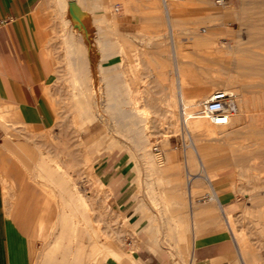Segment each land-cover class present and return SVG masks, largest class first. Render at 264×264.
I'll list each match as a JSON object with an SVG mask.
<instances>
[{
  "label": "rangeland",
  "instance_id": "374dc122",
  "mask_svg": "<svg viewBox=\"0 0 264 264\" xmlns=\"http://www.w3.org/2000/svg\"><path fill=\"white\" fill-rule=\"evenodd\" d=\"M56 1L58 0L49 1V3L51 2V4H53L54 6L52 10L50 9L51 11H49L47 15V23L45 26L47 28L49 27V30L52 31L53 35L56 34L58 36L56 37V39L53 40V42L58 44L57 49L58 50L60 49L59 51L61 52L59 54H55L52 56L56 62L58 69H61V72L59 73L62 75L61 77L63 78L58 85L59 93H57V95H54L52 98L57 111L56 124L50 129L34 130L31 127L24 124H18V123L12 124L11 123L12 120L0 119V162L2 163V161H4L3 165L6 168L8 167L7 169L11 170L17 176L19 174L22 176L20 178L18 177L17 179L19 180L17 182L19 186V196L17 197L16 201L12 204V206H10V208H13L16 202L20 200V198L28 197L29 190H33V192L31 191L32 193L30 194L32 200L29 201V203L32 204V207L33 208L36 207L37 209H39L41 208L40 206L42 205V202L43 204H45V207L47 206V208L45 209V213L42 214L41 216L42 220H45L47 218L50 221V223L57 221L59 209L57 207L55 200L47 193H45L44 190L42 189L41 184L39 183L40 180L38 181L39 178L35 177L36 175L35 173L38 172V168L37 166L35 167V164L36 162H38L37 160L39 158V155L37 154H40L41 152L43 153L47 152V155L49 154V156H52V154L57 155L59 154V152L62 154L67 153L68 155V153L70 154L71 151L73 154H75V156L74 155L71 156H74L73 158L75 159L77 158L76 159L77 162L75 161L76 165L75 164L74 165L75 167H77L75 169H78L77 175L81 174L80 176H78L80 177L79 179L83 180L85 177L84 179L86 180L85 193L87 196H90L92 198V196H95L94 194L96 193L95 187L97 185L95 184L96 186L94 187L92 181L91 182L88 181H90L89 179L93 174V171L95 173V171H97L98 169V167L95 166L97 161L120 158V157L124 159L125 156H127L132 160L133 164L135 165V173L137 174L139 181L137 187L138 196L142 198L145 202H148L150 208L155 213H158L159 215H166L168 212L166 210V207L168 206L169 203H171V200L169 199L166 206L167 201L165 199V190H170L172 189L173 186L175 189L176 182L179 181L183 185V190L186 194L187 183L188 180H190L188 178V174L186 173V166H187L186 161L188 158L186 157V155L189 154L190 152L189 145L191 141H189V139L187 138L184 139V135L186 134H182V132L171 133V129L168 130L167 128L166 131L165 128H161L163 127V125H161L159 122L162 121L159 120L160 117L157 116V114L161 115V117L166 116L167 111H165V109L167 108L166 104L168 103L167 87L170 86L173 89L176 87L175 86L176 84H172V81L170 82V80H173L172 77L174 78L173 80L174 83L176 79L173 76L174 75L173 72L171 71L173 69V64H172L173 61L170 59L171 56L167 55V53L170 54L171 46H170V41L169 39H167L168 37L166 34L168 32L169 26L166 19V14L164 12L162 0H132L133 2H131L130 0L131 5L132 4L134 5L132 6L133 8L128 7L125 9V12L127 13L130 12L132 13L133 10H141L144 15L148 16L149 21L143 24L142 31H139L137 33V37L134 38L132 41L131 40L129 41L127 46H129V48H132V51L134 52L132 56L135 61L133 63H129L126 59H124L122 64L120 66L118 65L116 73L118 76V81L121 82L122 85L118 87L119 89H117L118 91H116L118 93L114 97L109 99H107L109 97L108 96L109 86L107 79L109 69L108 68L103 69L102 67V66H107L108 63L107 60H105V58L101 54L107 51L109 39L115 36V32L118 29L117 18L119 15V11L116 12V6L117 5L122 6L123 5L122 0L121 1L111 0V2L110 0H88L89 4H86L84 6V9L80 5H77L74 2L70 7L72 13L71 16L69 13V6L67 9L64 8V0L60 1L61 2L60 5H59V1L57 3ZM67 1L70 2L74 0H67ZM170 1L174 6V11L172 12L171 15L172 18H174V27H175L174 30L177 38L181 43V53L183 56L181 60L182 62L184 61L183 62L184 65L183 64L181 65L183 71L184 69L185 70L188 69V72H186L187 70L184 71L185 82H187L184 85V87L186 88V89L184 88V93H186L184 96V101L194 105L195 103L199 102L200 99L203 100L202 98L206 97L207 95L209 96L216 90H220V87L218 88V86H221L222 88L223 85L222 84L214 85L211 80L212 77H216L219 75V73H221L224 74L226 77L233 75L238 79L239 84L247 83L248 85H250L247 89L248 90L247 97L251 102L250 104L251 106H250V110L248 111V114L254 115L256 113L264 112V97H262L264 96L263 94L264 77H260L252 73L249 76H244L242 74V71L237 66V59L240 56L242 50L253 51L257 54L264 53V48L260 46L258 42L252 41L251 38L254 32L253 29L254 26L264 27V0H225L224 4H219L217 3L216 0H201V1L200 0H170ZM109 2L112 4H110ZM93 3L97 4V6L98 5L100 6L94 8L92 5ZM137 3L139 4L138 5L139 7L136 5ZM147 3H148L147 8L144 7V5L143 6L140 5ZM59 6H61L62 9L60 7L59 10L58 9ZM74 6L75 8H73ZM121 8L122 7H120V10ZM76 9H78L80 13H82L85 17H88L89 20L93 22V26H94L93 43L97 48V51L99 48L98 51L99 56H98V62H96V64L92 63L93 64L92 65L90 63L89 66H87L88 68L86 67L87 64H84L87 70V71L84 70V74L85 75L86 73L91 74L90 75L91 77L88 76L90 78H87L90 82L85 81V78L87 76L85 77L84 75L83 77L84 80L81 81V84L77 82L75 89H73L74 87H72L70 83L71 80L70 74L73 73V71H75L74 69L78 66L77 64L79 63L78 59L75 57L74 50H77L76 48H78V46L79 48L82 47L80 40L78 45L76 43V35H78L79 38L82 37L80 32L76 33L75 31L78 29L77 25H79L78 22H75V19L78 18ZM97 22L99 24L103 22L104 23L99 25ZM98 25L100 26V28ZM67 28L71 31V33H69L70 31ZM161 31L165 34L161 33ZM58 32H60V34H58ZM157 34L159 35V38L157 37L158 36ZM154 35L156 36V38L154 37ZM164 38L166 39V41ZM202 38H204L205 40L203 39V41H200L202 40ZM68 39L73 41V44H71L72 46L66 43V40ZM162 39L164 40L162 41ZM60 40L61 42L58 43V41ZM206 40L208 42H206ZM117 41L120 42L121 40L117 39ZM158 41L160 43L162 42L163 47L160 46L162 44H159ZM211 41H213V44ZM68 46L70 47V49L68 48ZM67 51H70V53ZM162 51L163 52L165 51V53H163ZM161 53H163V55ZM137 61L140 62L139 65H137ZM69 63H70V68H72L71 70L68 69ZM91 66L94 68H92ZM167 71L170 73H168ZM75 72L80 73V71L78 70ZM167 73L169 74L170 79L168 78ZM84 81L88 86L85 85ZM95 82L97 83L95 84ZM82 84L85 86H83ZM130 85H132V87H130ZM205 86L209 87L207 92L197 97L192 96L193 91L198 90ZM83 87L86 89V91L87 90L88 91L86 92L85 89H83ZM103 87L105 88L103 89ZM77 89L79 90V92L82 93V94L80 93V96H82V98L78 96L79 92L77 91ZM82 89L84 91H81ZM139 89H142V91L145 92L142 94L143 95L142 98L144 97L142 99V104L144 105L143 100L147 99L145 105L146 107L149 105L148 111L151 115L150 127H152V129L150 128L147 131L146 141L143 144L137 142L134 133L132 131L128 130L125 127L119 126L113 119L110 118L107 119L108 105L110 103L117 102L119 104V107H121L122 110H124L126 113H132L129 97L131 96L132 90L136 91ZM89 90L91 92L93 91L92 92L93 95ZM103 90H106V92H103ZM72 91L76 93L75 96L73 95ZM88 92H90L91 98L87 96L89 95ZM84 94L85 96H83ZM73 97L75 100L72 99ZM83 97L86 98L87 100L84 99ZM92 97L96 99H93ZM78 98L84 101L82 102L81 105L83 106L85 105L84 108L88 113L87 115L90 114L89 117L83 119L85 122L80 118L76 117V113L72 112L71 110V105L74 102H77ZM150 105H152L151 106L152 108H150ZM154 105L157 106L159 109ZM99 106L102 109H99ZM151 109L154 110L152 111ZM100 110H102L103 112H101ZM104 110H107V112H105ZM102 113H104L105 115ZM151 113L155 115H152ZM94 114L97 117L94 116ZM91 117L93 118L91 119ZM69 118L70 119L72 118V120H70ZM78 119L79 121L80 120L81 121L80 122L77 121ZM106 119L108 121H106ZM134 119H138V118H134ZM105 122L108 124H106ZM75 123L78 125H76ZM159 124L161 126H158ZM244 125H246L245 121H243L241 125L237 128L238 129L240 127L243 128ZM210 126L212 125L210 124ZM77 128H82V130L79 131L77 130ZM250 128L252 129V131H250L249 133L245 132V129H241L235 132L234 134H231L227 140H222L221 142L219 141L210 142V144H207L205 146L206 148L204 149V152L205 154L208 155L207 157L209 158V165L206 167V169L207 171H210V173L213 175V179H214L212 182L213 186L215 187L216 191H218L219 189H223L222 191L226 192L231 199V204L228 206V208H226L232 216L230 220L231 224L227 222L225 213L221 212V217L224 224L226 225V228L230 231L234 239L242 264H247V263L256 264L255 261L258 262V259L260 257H261L260 264H264V234L260 235V233L258 232L259 228L261 227L259 226L260 224L258 223V218L261 216L264 222V213L261 214V211L262 210L264 211V205H256L255 208L250 210L248 208L250 202L248 200V195H247L249 194V192L242 189V187L240 188V186H242L241 185L242 182L240 181L242 177L252 179L255 182H260L259 184L264 185V180H263L264 178V119H262V121L258 123L251 125ZM127 130L129 132H127ZM77 131H79V134L81 133L80 136L84 141L83 142L84 149H81L79 147V143H77L78 142ZM254 131H258L260 133L254 134L253 133ZM63 132H65V135L63 134ZM43 136L45 137L48 136V137L45 138ZM43 141L45 142L48 141L49 144H47V147L45 142ZM245 142L246 143L254 142V143H252V145L249 148L244 149L243 144ZM12 144L14 147L12 146ZM144 144H145L144 147H146L144 149L145 151L141 149V147ZM42 145H44L46 149ZM50 145L51 146L53 145L52 149ZM155 145H159L162 154H156V152L153 150V147ZM54 146H56L57 149ZM48 147L50 148L47 149ZM60 148L61 150H59ZM48 150L51 152H49ZM144 152L146 153V155L144 154ZM50 153L52 154L50 155ZM169 153L172 155V161H173L172 165L177 167L181 171V173L179 176H175L174 174L167 172L165 175L172 176L174 181L166 183V182H161L163 178L162 176H165L164 173L162 174V169H164L163 167L166 166L165 164L166 156H168ZM241 153H247L248 157L245 160H242L240 158ZM67 155H63V158L65 160H67L68 157H70L69 155L68 157H64ZM147 155L151 158L153 157L154 159L149 158ZM85 156L86 157L90 156L91 161H89V163L86 162ZM150 159L154 161H151ZM84 164L86 165L84 166ZM23 168L26 169L24 170ZM88 168H90L91 170L90 169L88 170ZM196 168L199 169L198 163ZM246 168H248L249 170L246 171L247 170ZM155 171H157L162 175L160 176ZM242 171L243 172L245 171L244 175H242ZM263 189L264 187L261 188L260 191H264ZM209 191H210L209 186H207V184L203 182L201 187H199L198 190L194 192L195 193L194 201L195 202L197 201L198 204L207 203V200L204 199V196ZM105 192L106 191L103 190L101 195L100 196L98 195L100 198L98 196H95L94 199H96L97 202L99 203L102 204L104 203V206L107 207V210L104 211L105 212L104 214L106 213L107 214L106 215L102 214L103 216L102 217L99 213L101 211L96 209L95 211L92 212L87 210V213L85 215L86 216L90 215L93 221L101 222L100 226L102 227V232L108 233V231L109 232L111 231V233L116 235V237L123 244H125L127 248H129L130 252L127 253V255L131 254V250L133 249V247H136L134 243L138 238V232L136 230H130L128 226H122L123 228H121V226H115V224H119L121 222L123 223L124 218L117 215L114 212V210L110 207L111 206L109 202L110 193L106 192V194L104 195L103 193ZM56 199L57 201L62 202V198H56ZM101 210L103 212V209ZM248 214L250 215L248 216ZM105 216L107 220L109 217L111 219L106 222V218H104ZM121 218L122 220H120ZM118 219L119 222L117 221ZM95 225H97V223L92 222V226ZM56 226H58V223ZM80 226H85L83 220L81 221ZM24 227L30 230L32 236L37 241L34 258H33V264H39V263L42 264V262L44 261L43 259L46 258L45 257L46 254L45 251L43 252L41 250L46 249V253H47L48 250L47 244H49L48 243L49 241L51 243L54 240V236H50L49 237L50 239L48 241L47 240L43 241L41 238H39L40 237L39 226H24ZM127 238H132V242H133L132 244L134 246L127 245L126 242ZM244 241L246 242V244ZM242 248L246 250V253L248 255L247 257L241 251ZM106 253H107L106 251L102 252L98 258L97 261L98 263L93 262L92 264H105Z\"/></svg>",
  "mask_w": 264,
  "mask_h": 264
},
{
  "label": "crops",
  "instance_id": "0c3cea01",
  "mask_svg": "<svg viewBox=\"0 0 264 264\" xmlns=\"http://www.w3.org/2000/svg\"><path fill=\"white\" fill-rule=\"evenodd\" d=\"M49 1L0 0V20L6 21L0 25V112L7 113V120L34 130L50 129L56 124L57 111L52 98L59 93L58 85L63 79L52 57L60 53L58 44L53 42L57 35L45 27L47 15L54 6ZM74 1L83 9L89 4L88 0ZM140 5L147 8L148 3ZM116 7L119 8L118 29L109 39L107 51L102 53L108 63L102 67L109 69L107 79L112 87L122 85L116 73L118 65L124 59L129 63L135 61L134 52L127 45L149 21L141 10L127 13L124 5ZM81 38H76L77 44ZM82 68L78 65L75 71H82L84 75ZM202 88L207 91L209 87ZM202 88L193 91L192 96L203 95ZM95 166L98 167L95 174L110 189V207L124 218L123 223L115 226H128L138 232L134 243L137 248L131 254L114 257L109 264H242L234 239L221 217L222 204H231L223 189L218 190L221 191L219 203L212 205V212L208 213L194 208L192 197L185 194L179 182L177 189L173 186L165 190L166 206L169 199L171 203L166 207L167 214L159 215L138 196L139 181L129 157L98 160ZM162 177L161 182L174 181L172 176ZM31 191L28 197L20 198L13 208H8L0 181V264H33L37 241L24 226H40L47 206L42 202L41 208H33L29 203ZM126 242L134 246L132 238Z\"/></svg>",
  "mask_w": 264,
  "mask_h": 264
},
{
  "label": "bare ground",
  "instance_id": "6f19581e",
  "mask_svg": "<svg viewBox=\"0 0 264 264\" xmlns=\"http://www.w3.org/2000/svg\"><path fill=\"white\" fill-rule=\"evenodd\" d=\"M58 1H59V5H60V3H61L60 1L61 0H58ZM58 1H56V3ZM110 2H111V0H110ZM131 2H133V1L131 0ZM162 2H163L164 12L166 14V19H167L168 26H169L168 32L166 33L168 38L167 37L166 38L169 39L170 46H171V51H170L171 55L168 54V53H167V55L171 56V58L170 57L169 58L173 61V63H172L173 64V69L171 68L172 69L171 71L173 72V74H174L173 76L176 79V81L174 83V81H173L174 78L172 77L173 80H170V82L172 81V84H176L175 85L176 89L174 88L175 89L174 90L170 86L167 87V89H168V96H167L168 103L166 104L167 108L165 109V111H167L166 116L165 117L162 116L163 117L162 118L161 115H159L157 113L156 114H157V116L160 117L159 120L162 121V122H159L161 125H163V127H161V128H165L166 131H167V128H168V130L171 129V133L172 132H174V133H176V132L181 133L182 132V134H186V135H184V139L187 138V139H189V141H191V143L189 145L190 146V152H189V154H187L188 156L186 155V157H188L187 161H186V163H187L186 164L187 165L186 166V173L188 174V178L190 179V180H188V183H187L186 194H188V195H190L192 197V202H193L194 208H196V209L197 208H202V210L204 212H208L209 213V212H212V209H211L212 207L211 206L212 205H216V204L219 203V192L216 191L215 187L212 184V182L214 180L213 179V175L210 173V171H207V169H206V167L209 165V158L207 157L208 155L205 154V152H204V149L206 148L205 146L207 144H210V142H212V141L221 142L222 140H227L231 134H234L235 132H237V131H239L241 129H245V132L249 133L250 131H252V129L250 128L251 125H253L255 123H258V122L262 121V119H264V112L256 113L254 115L248 114V111L250 110L251 102H250L249 98L247 97V91H248L247 89H248V87L250 85H248L247 83L239 84L238 79L236 77H234L233 75L226 77L224 74H221V73H219V75H218V72H217L218 76L215 75L216 77H212L211 81H212V83L214 85H221L222 84L224 88L223 87L221 88V86H218V88L220 87V89L227 90V91L233 93L237 97V106H238L237 113L230 119V121H229V123L227 125H214V124H212L211 122H209V121H207L205 119L196 118L194 116L193 111H194V106H196V103L194 105H192V104H189L188 102L184 101V96L186 94V93H184V88H185L184 85H185V83H187V82H185L184 71L187 70L186 72H188V69H186V70L184 69V71H183V68H182V65H181L184 62V61L182 62V60H181L182 57H183L182 53H181V43H180L179 39L176 36L175 30H174L175 29V27H174V18H172V16H171L172 12L174 11V6H173V4H172V2L170 0H162ZM122 3L125 6V9L128 8V7H132L133 6V4L131 5L130 0H122ZM110 4H112V3H110ZM61 6H59V8H58L59 10H60ZM68 6H69L68 1L65 0L64 8L67 9ZM111 6H110V8H111ZM73 8H75V6ZM61 9H62V7H61ZM62 11H64V10H62ZM138 12H140V11H138ZM76 13L78 15V18L75 19V22H78L79 25H77L78 29L75 30V31H76V33L77 32L81 33V36H82V38H81L82 39V47L79 48V49L76 48L77 50H74L75 51L74 54H75V57L78 59L79 63L76 61L78 63V65H80V67H85L84 64H87L86 65V67H87V66H89L90 63L91 64L92 63L96 64V62H98V56H99L98 51H99V48H98V51H97V48L95 47V45L93 43V33H94V31H93L94 30L93 22L91 20H89L88 17H85L82 13H80L78 9H76ZM157 18H159V17H157ZM66 20H68V19H66ZM103 23H100V24L98 23V24L101 25ZM58 24H59V22H58ZM58 26H60V25H58ZM99 28H100V26H99ZM253 29H254V32H253V35L251 37L252 41L258 42L260 44V46H262L264 48V27L254 26ZM101 30H103V29H101ZM97 31H99V30H97ZM69 33H71V31ZM161 33H163V32L161 31ZM58 34H60V32H58ZM163 34H165V33H163ZM76 36L78 37V35H76ZM56 37H58V36H56ZM154 37L156 38L155 35H154ZM157 37L159 38V35ZM81 39H79V40H81ZM164 39H162V41ZM203 39L204 38H202V40H200V41H203ZM165 41H166V39H165ZM59 42H61V40L58 41V43ZM206 42H208V41L206 40ZM211 42L213 44V41H211ZM66 43L71 45V44H73V41L68 39V40H66ZM61 44H59V45H61ZM159 44H162V42L161 43L159 42ZM160 46L163 47V44L160 45ZM68 48L70 49L69 46H68ZM74 49H75V46H74ZM157 50H159V49H157ZM67 52L70 53V51H67ZM163 53H165V51ZM163 53H161V54L163 55ZM101 55H100V58H101ZM168 56H167V58H168ZM115 61H117V60H115ZM139 64H140V62L137 61V65H139ZM97 65H99V64H97ZM237 66L242 71V74L244 76H249L252 73V74H255L257 76L264 77V53L263 54H257V53H255L253 51L242 50L240 56L237 59ZM86 67L82 68V70L84 69L85 71H87ZM92 68H94V67H92ZM68 69L69 70L72 69V68H70V63H69V68ZM88 71H90V70H88ZM168 71H170V70H168ZM74 72L75 71H73V73L70 74L71 75L70 83H71V86L74 87L73 89H75V86L77 85V82L81 84V81L84 80V78H82V76L84 77V75H85V74L81 75L82 71L80 73H76V72L74 73ZM83 73H84V71H83ZM99 73H98V75H99ZM168 73H170V72H168ZM87 74L88 73H86V75H85V77L87 76L85 78V81L90 82L87 78H90L91 74H88V75ZM88 76H90V77H88ZM104 76H106V75H104ZM168 78H169V74H168ZM100 80H102V79H100ZM85 81H84L85 85L88 86ZM96 83L97 82H95V84ZM104 84H105V82H104ZM85 85H83V86H85ZM67 87H66V89H67ZM130 87H132V85H130ZM104 88L105 87H103V89ZM125 88H126V86H125ZM204 88H206V86ZM83 89H85V88L83 87ZM83 89L81 91H84ZM87 89H88V87H87ZM117 89H119V88L118 87L109 86V92H108V96L109 97L107 96L108 97L107 99L114 97L118 93V92H116V91H118ZM106 90H103V92H106ZM204 90H206V89H204ZM74 91H72V93L75 96L76 93ZM77 91L79 92L78 89H77ZM85 91H86V89H85ZM202 91H203V88H202ZM90 92H88L89 95H87V96H89V98H91L90 97ZM92 92H91V94H92ZM203 92L205 93L207 91H203ZM80 93L81 92H79L78 96L80 98H82V96H80ZM97 93H98V91H97ZM143 93H145V92H143L142 89H139V90H136V91L132 90L131 96L130 97L128 96L129 99H130V103H131L130 106H131L132 113H126L124 110H122L121 107H119V104L117 102L116 103H110L108 105V112H107V110H104L105 112H107V116H108L107 119L108 118L113 119L119 126L125 127L128 130L132 131L134 133V136H135V139L137 140V142L138 143H142V144L146 141V133H147V131L150 128L152 129V127H150V120H151L150 116L151 115H150V113L148 111L149 110V105L147 107L145 105V102H147L146 98H145L146 100H143L144 105L142 104V99L144 98V97L142 98V96H143L142 94ZM188 93H189V91H188ZM202 93H199V94H202ZM83 96H85V94ZM261 96H262V94H261ZM207 97H208V95L206 97L202 98V99H206ZM262 97H264V96H262ZM80 98H78L77 102L73 101L74 103L71 105V110H72V112L76 113V117H78L81 120H83L86 117H89L90 114L87 115L88 113L86 112V110L84 108L85 105L84 106L81 105L82 102H84V101L80 100ZM72 99H74V97ZM84 99H86V98H84ZM93 99H96V98H93ZM199 101H201V99ZM106 104H107V102H106ZM151 106L152 105H150V108H152ZM155 107H157V106H155ZM182 107H183L184 113L182 111ZM99 109H102V108H100V106H99ZM67 111H68V109H67ZM100 111L103 112L102 110H100ZM96 112H97V109H96ZM155 112H157V111H155ZM155 112H153V113H155ZM75 113H72V114H75ZM93 113H95V112H93ZM102 114H104V113H102ZM152 115H155V114H152ZM94 116H96V115L94 114ZM6 117H7V113H5L4 110H1L0 119L1 120H7ZM74 117H75V115H74ZM96 117H94V118H96ZM92 118L93 117H91V119ZM134 118H138V119H134ZM107 119H106V121H108ZM70 120H72V118ZM77 121H79V119ZM86 121H87V119H86ZM109 121H111V120H109ZM243 121L246 122V125H244L243 128L240 127L238 129L237 127H239ZM11 123L15 124L16 122L12 121ZM106 124H108V123H106ZM160 124L158 126H161ZM210 124L212 126H210ZM76 125H78V124H76ZM77 130L80 131V130H82V128H77ZM128 130H127V132H129ZM79 131H77V140H78V142L77 141L76 142L79 143V147L81 149H84V143H83L84 141L81 138V136H80L81 133L79 134ZM112 132H113V130H112ZM75 133H76V131H75ZM150 133H151V130H150ZM253 133L254 134H259L260 132L254 131ZM63 134L65 135V132H63ZM43 137H45V136H43ZM47 137H45V138H47ZM46 140H48V139H46ZM43 142H45V141H43ZM252 143H254V142H252ZM252 143H248V142L246 143L245 142L243 144V148L244 149L249 148L252 145ZM45 144H46V147H47V144H49L48 141L45 142ZM66 144H68V143H66ZM138 145H140V144H138ZM12 146H13V144H12ZM39 146H38V149H39ZM42 146L44 147V145H42ZM56 146H58V145H56ZM56 146H54V147H56ZM144 146H145V144L142 146L143 148L141 147V149H143V151H145L144 149L146 148ZM50 147L52 149L53 145L52 146L50 145ZM50 147H48L47 149H49ZM56 149H57V147H56ZM62 149H63V146H62ZM59 150H61V148ZM66 151H69V150H66ZM49 152H51V151H49ZM71 153H72L71 151H70V154L68 153V155L70 157H68L67 153H63L62 154L60 152L57 155H54V154L50 153V155L52 154V156H49V154L47 155V152L46 153L41 152L40 154H37V155H39V158L37 160L38 162H36V164H35V167L37 166L38 172L35 173L36 175L35 174H33V175H35V177L39 178L38 181L40 180L39 183L41 184L42 189L44 190L45 193H47L49 196H51L55 200V202L57 204V207L59 209L58 216H57L58 217L57 221H54L53 223H50V221L46 218L45 220H42L41 225L39 226L40 227V237L39 238H41L43 241H46V240L48 241L50 239L49 238L50 236H54V240L53 241L51 240L52 241L51 243L49 241L48 242L49 244H47L48 245L47 253H46V249L45 250H43V249L41 250L43 252L45 251V254H46V256H45L46 258L43 259L44 263L42 262V264H92L93 262H97L98 261V258L100 256V254L102 252H104V251L107 252L106 255H105V264H109V261L113 260L114 257H116V256L117 257L118 256H120V257L125 256V255H127V253L130 252V250H129V248L126 247L125 244H123L116 237V235L111 233V231L110 232L108 231V233H106V232L103 233L102 232V227L100 226L101 222L93 221V219L91 218L90 215L86 216L85 214L87 213V210L92 212V211H95L97 209V210L101 211V212H99L101 216H102V214L106 215L107 213L104 214L105 213L104 211L107 210V207L104 206V203L102 204V203L97 202V200L94 199V197L98 196V195L100 196L101 193L103 192V190L106 191L107 193L108 192L110 193V189L106 186L105 182L102 181L93 171V174L91 175V177L89 179L90 181H88V182L92 181L94 187L97 185L95 187L96 193L94 194L95 196H92V198L90 196H87L86 193H85V185H86V180H84L85 177H84L83 180L79 179L80 177H78V176H80L81 174L77 175V170L78 169H75V168H77V167H75V165H76L75 161H76L77 158L76 159L73 158L75 156V154H73V153L71 154ZM144 154L146 155L145 152H144ZM63 155H67V156H64V157H68V159L65 160L63 158ZM71 155H74V156H71ZM76 157H77V155H76ZM144 157H146V156H144ZM247 157H248L247 153H241V155H240V158L242 160H245ZM149 158H151V157H149ZM160 158H161V156H160ZM30 159H31V157H30ZM151 159H154V158L152 157ZM89 161H91V158H90V156H87L86 157V162L89 163ZM151 161H154V160H151ZM3 162L4 161H2V163L0 162V181H1V184L3 186V201L6 204V206L9 208L10 206H12V204L16 201L17 197L19 196V186H18V183H17L19 180H17V179H18V177L20 178L22 176L20 174L17 176L11 170L7 169L8 167L6 168L3 165ZM163 162H165V161H163ZM172 163H173L172 155L169 153L168 156H166V163H165L166 166L163 167L164 169H162V174L164 173V175H165L167 172L168 173L170 172V173L174 174L175 176H179L180 175L181 171L177 167L172 165ZM197 163H198L199 169L196 168L197 167ZM86 164H84V166ZM160 167H162V166H160ZM29 168H31V167H29ZM90 168H92V167H90ZM90 168H88V170ZM246 169H247L246 171L249 170L248 168H246ZM157 171H155V172L158 173ZM17 172H19V171H17ZM159 172H161V171H159ZM158 174L160 176L162 175L160 173H158ZM244 174H245V171L244 172L242 171V175H244ZM189 175H190V177H189ZM84 176H85V173H84ZM88 178H86V179H88ZM263 180H264V178H263ZM240 181L242 182V184H241L242 186H240V188L242 187V189H244L247 192H249V194H247L248 195V200L250 202V205H249L248 208L251 210V209L255 208L256 205H264V191H260V189L263 188L264 185H261V184H259L260 182H255L254 180L246 178V177H242ZM257 181H258V179H257ZM203 182H205L207 184V186H209L210 191L208 193H206V195H205L206 196L205 199L207 200V203H205V205H198V204H196L197 201L196 202L194 201L195 200L194 199V194H195L194 192H196V190H198V188L201 187ZM178 187H180L179 181L176 182V188H178ZM106 192L103 193V194L105 195ZM56 198H62V202L57 201ZM208 202H210V204ZM226 208H228V206L222 204V210L226 214V220H227V222L229 224H231L230 220H231L232 216H231L230 212ZM101 209H103V212H102ZM258 212H260V211H258ZM263 213H264V211L262 210L261 214H263ZM88 214H90V213H88ZM249 215L250 214H248V216ZM104 218H106V216ZM196 218H197V215L195 214L194 215V219H196ZM110 219L111 218L109 217L108 220H110ZM82 220L84 221L85 226H80V223H81ZM108 220L106 218V222ZM120 220H122V218ZM117 221L119 222V219ZM92 222L93 223L96 222L97 225L92 226ZM57 223H58V226H56ZM253 223H254V221H253ZM258 223L260 224L259 226H261L259 228L258 232L260 233V235H263L264 234V222H263V218L261 216L258 218ZM244 226H246V225H244ZM121 228H123V227L121 226ZM122 235H120V236H122ZM245 244H246V242H245ZM135 248H137V246L133 247V249L132 248L131 249L134 250ZM132 250H131V252H132ZM241 251L243 252V254H245L246 257L248 256L245 249L242 248ZM248 252H250V251H248ZM126 257H128V256H126ZM120 260H122V259H120ZM125 260H127V259H125ZM260 260H261V257L258 259V262L255 261V263L256 264H260ZM250 263H252V262H250ZM247 264H249V263H247Z\"/></svg>",
  "mask_w": 264,
  "mask_h": 264
},
{
  "label": "built area",
  "instance_id": "2783aa9c",
  "mask_svg": "<svg viewBox=\"0 0 264 264\" xmlns=\"http://www.w3.org/2000/svg\"><path fill=\"white\" fill-rule=\"evenodd\" d=\"M216 1L219 4L225 2V0ZM116 11H118V7H116ZM5 22V20H0V25ZM182 111L184 113L183 107ZM237 111V97L227 90L220 89L210 94L206 99L197 102L193 113L196 118L205 119L214 125H227ZM153 150L156 154H162L159 145H155Z\"/></svg>",
  "mask_w": 264,
  "mask_h": 264
},
{
  "label": "water",
  "instance_id": "95a60500",
  "mask_svg": "<svg viewBox=\"0 0 264 264\" xmlns=\"http://www.w3.org/2000/svg\"><path fill=\"white\" fill-rule=\"evenodd\" d=\"M74 2L78 5V3H77L76 1H70V2H69V13H70V16H71V14H72V13H71V8H70V7H71V5H72Z\"/></svg>",
  "mask_w": 264,
  "mask_h": 264
}]
</instances>
